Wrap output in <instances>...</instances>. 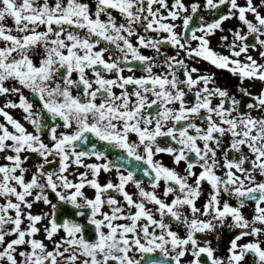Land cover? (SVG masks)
<instances>
[{
    "label": "snow or ice",
    "instance_id": "6c2138e0",
    "mask_svg": "<svg viewBox=\"0 0 264 264\" xmlns=\"http://www.w3.org/2000/svg\"><path fill=\"white\" fill-rule=\"evenodd\" d=\"M0 116V264H264V0H0Z\"/></svg>",
    "mask_w": 264,
    "mask_h": 264
},
{
    "label": "flooded vegetation",
    "instance_id": "af4514ba",
    "mask_svg": "<svg viewBox=\"0 0 264 264\" xmlns=\"http://www.w3.org/2000/svg\"><path fill=\"white\" fill-rule=\"evenodd\" d=\"M41 2H42V0H41ZM49 2L50 3H54V0H49ZM192 2V0H185V3H191ZM240 2L241 3H243V0H240ZM173 3V0H168V4H169V6H171V4ZM155 7H159V5L157 4V5H154V8ZM161 12H165V10L164 9H161ZM115 14V13H114ZM103 18V17H102ZM205 19H208V16L206 15L205 16ZM9 23H11V21H9ZM237 22L233 19V20H229V21H226L225 22V26L227 27V26H230V25H234V24H236ZM160 35H164V33H160ZM215 42H216V39L214 38L213 39ZM163 50V49H162ZM142 51H145V52H147L148 54H152L151 53V51L150 50H147V49H142ZM167 51L169 52V53H172L174 50L172 49V48H170V47H168L167 48ZM202 63V62H201ZM201 65V64H200ZM209 66V65H208ZM159 70V69H158ZM220 72H221V74L219 75V80H220V82H221V84L223 85V86H226V87H234V85H235V83H236V81H235V78L233 77V76H231L228 72H227V70H220ZM126 75L128 74L127 72L125 73ZM140 73L139 72H137V75H139ZM117 91H118V89H117ZM9 111L10 112H12V114L14 115V116H16L17 118H19L21 115H22V113H21V111L19 110V109H17V110H12V109H9ZM0 120H3V117L2 116H0ZM29 129L31 130V127L29 126ZM164 162L165 163H167V164H171V160L169 159V158H167V157H165L164 158ZM180 168L182 169L183 168V164H181L180 165ZM84 169L83 168H81L80 169V171H83ZM102 179H103V176H102ZM205 188H207V185H205ZM85 191H86V193L89 195V196H91L92 195V190L91 189H89V188H87L86 187V189H85ZM234 202V201H233ZM201 203H202V201H201ZM175 227V226H174ZM222 235L226 238L227 237V233L226 232H224V233H222ZM212 238V241H213V245L215 246L216 244H217V241H216V239L214 238V237H211ZM219 249H220V253L219 254H223L224 252H225V250H226V243H220L219 244Z\"/></svg>",
    "mask_w": 264,
    "mask_h": 264
},
{
    "label": "rangeland",
    "instance_id": "374dc122",
    "mask_svg": "<svg viewBox=\"0 0 264 264\" xmlns=\"http://www.w3.org/2000/svg\"><path fill=\"white\" fill-rule=\"evenodd\" d=\"M213 43H214V45L216 44V42L213 40ZM221 50H223V49H221ZM200 67L202 68V70H209V71H214V72H217V75H218V77H219V75L221 74V72H220V70H218V69H216V68H214V67H210V66H208V64L206 63V62H202L201 63V65H200ZM219 82H220V80H219ZM221 83V82H220ZM259 88V85H257V88L256 89H253V91H256L257 89ZM167 158H169L170 160H171V157H167ZM47 211L48 209H47V207L46 206H44L42 203H37L36 205H35V207H34V211L35 212H40V211Z\"/></svg>",
    "mask_w": 264,
    "mask_h": 264
}]
</instances>
